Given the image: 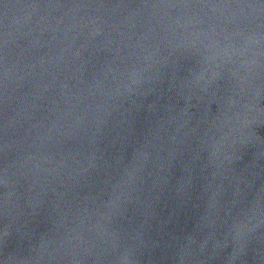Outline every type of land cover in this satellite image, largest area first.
I'll use <instances>...</instances> for the list:
<instances>
[{
    "label": "water",
    "instance_id": "obj_1",
    "mask_svg": "<svg viewBox=\"0 0 264 264\" xmlns=\"http://www.w3.org/2000/svg\"><path fill=\"white\" fill-rule=\"evenodd\" d=\"M0 264H264V0H0Z\"/></svg>",
    "mask_w": 264,
    "mask_h": 264
}]
</instances>
